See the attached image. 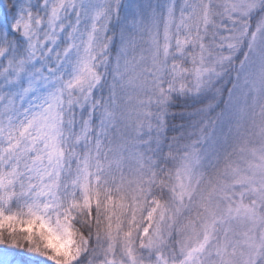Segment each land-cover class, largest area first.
<instances>
[{"label":"snow or ice","instance_id":"snow-or-ice-1","mask_svg":"<svg viewBox=\"0 0 264 264\" xmlns=\"http://www.w3.org/2000/svg\"><path fill=\"white\" fill-rule=\"evenodd\" d=\"M0 264H264V0H0Z\"/></svg>","mask_w":264,"mask_h":264}]
</instances>
